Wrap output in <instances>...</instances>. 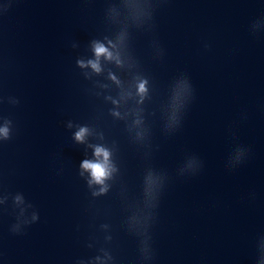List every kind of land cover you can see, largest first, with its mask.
<instances>
[{
	"label": "water",
	"instance_id": "water-1",
	"mask_svg": "<svg viewBox=\"0 0 264 264\" xmlns=\"http://www.w3.org/2000/svg\"><path fill=\"white\" fill-rule=\"evenodd\" d=\"M121 33L123 66L78 64ZM5 123L0 264H260L264 0H0ZM90 144L117 168L99 194Z\"/></svg>",
	"mask_w": 264,
	"mask_h": 264
},
{
	"label": "clouds",
	"instance_id": "clouds-1",
	"mask_svg": "<svg viewBox=\"0 0 264 264\" xmlns=\"http://www.w3.org/2000/svg\"><path fill=\"white\" fill-rule=\"evenodd\" d=\"M125 34L121 33L116 40L108 39L107 43H105L102 40H93L92 41V50L94 52V57L89 58L87 60L80 59L78 60V64L81 67L84 68H91V70L95 73H101L104 70L103 61L108 62H114L116 65L123 66L125 63V60L123 58L122 53V45L124 42ZM91 73H86V75H90ZM109 78L116 83V85L123 87V82L117 76L114 72L109 71L108 73ZM148 81L147 78H141L137 77L135 79V96L139 97L138 103H142L145 96L148 93V87H147ZM108 85H104V87H107ZM188 85L184 84L180 91L177 92V98L182 94L183 91L188 89ZM134 93L131 90H124L121 92L120 98L116 99L113 97H108V99H111L114 104L120 105L121 100L126 99L127 97L133 96ZM113 114L115 116H121V112L117 109L112 110ZM172 119L175 121L177 120L176 113H173ZM136 125L142 124V118L137 114V118L134 121ZM69 127H72V123L69 122ZM9 134V127L7 123L5 125L0 126V136L7 137ZM91 134V129L87 125L79 126L77 131L74 132V138L81 143H84L87 141V137ZM142 135V133H140ZM102 136V134H101ZM89 147H92L93 157L94 158H86L81 161V175H84L85 172L89 173V185L92 184H100L102 185L101 188H99L98 193L99 194L106 192L109 185L106 183V180L110 178L114 172L117 171V168L115 164L113 163L111 159V149L107 147L104 144H90ZM147 182L149 184V190L151 189V186L156 182L152 176L151 173H149L147 177ZM17 201H21L22 197L17 195L16 197ZM2 202V201H0ZM33 219H36V215H33ZM262 248H264V245H262ZM110 258V256L108 257ZM97 260H102L101 257H96ZM260 264H264V254L261 256Z\"/></svg>",
	"mask_w": 264,
	"mask_h": 264
}]
</instances>
